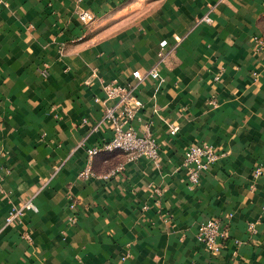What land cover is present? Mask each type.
Returning <instances> with one entry per match:
<instances>
[{"label":"crops","instance_id":"crops-1","mask_svg":"<svg viewBox=\"0 0 264 264\" xmlns=\"http://www.w3.org/2000/svg\"><path fill=\"white\" fill-rule=\"evenodd\" d=\"M80 10L93 14L89 24ZM256 36L264 39V0L0 4V264H264ZM163 40L173 48L160 62ZM154 66L158 80L147 75ZM114 81L135 84L143 105L132 125L156 139V161L118 150L88 161L87 148L111 137L102 87ZM195 142L219 158L190 188L182 155ZM87 162L92 175L80 177ZM27 199L37 211L6 225L11 203ZM208 218L228 229L216 252L196 239Z\"/></svg>","mask_w":264,"mask_h":264},{"label":"built area","instance_id":"built-area-1","mask_svg":"<svg viewBox=\"0 0 264 264\" xmlns=\"http://www.w3.org/2000/svg\"><path fill=\"white\" fill-rule=\"evenodd\" d=\"M0 4H5V0H0ZM80 21L87 25L93 20V14L88 10H80L78 12ZM202 20L210 22L208 16H204ZM175 44L181 41L178 35L173 36ZM257 49L264 50V39L254 37ZM173 46L168 45L166 41H160L158 55L162 62L167 53L172 50ZM132 77L136 82L143 80V76L139 70L132 71ZM147 75L154 80L159 79V70L157 66L148 70ZM218 79V76L215 77ZM135 84L121 85L117 82H110L102 87L106 100H112L111 105H107L104 109L102 122L111 125V137L97 145L87 148V159L89 161L99 151L112 152L115 150L122 151L128 155L129 160L143 157L145 159L156 161L159 158V144L150 132L137 131L132 125L136 111L142 107V101L134 94ZM98 100V99H96ZM211 105H215V101H209ZM85 122V120L83 121ZM95 128V126H94ZM178 131V126L173 125L170 128V133L175 134ZM219 158V153L215 147L206 142H195L189 145L182 155V167L185 170L186 179L190 188L198 184L201 173L207 170ZM119 165L109 174H114L121 169ZM109 174L103 177H108ZM261 174V168L257 166L253 170V177ZM92 175V170L87 162L86 166L79 172V176L87 178ZM1 189V176H0ZM155 191H157L155 189ZM37 211L36 204L27 199L19 204L11 203L10 209L5 216V224L10 225L19 219L26 211ZM247 228L252 234H256V229L253 223H248ZM228 236V229L225 222L219 218H208L200 223L196 232L197 241L210 252H216L220 249L222 241Z\"/></svg>","mask_w":264,"mask_h":264}]
</instances>
